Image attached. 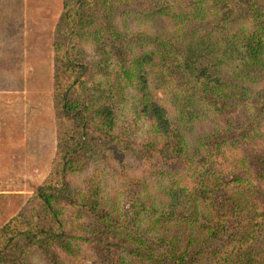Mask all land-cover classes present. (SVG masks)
Returning <instances> with one entry per match:
<instances>
[{
	"label": "trees",
	"instance_id": "trees-1",
	"mask_svg": "<svg viewBox=\"0 0 264 264\" xmlns=\"http://www.w3.org/2000/svg\"><path fill=\"white\" fill-rule=\"evenodd\" d=\"M59 4V141L0 264H264V0Z\"/></svg>",
	"mask_w": 264,
	"mask_h": 264
},
{
	"label": "rangeland",
	"instance_id": "rangeland-1",
	"mask_svg": "<svg viewBox=\"0 0 264 264\" xmlns=\"http://www.w3.org/2000/svg\"><path fill=\"white\" fill-rule=\"evenodd\" d=\"M59 9V0H0V128L8 142L0 145V228L34 193L56 153L51 30ZM121 123L134 133L131 118L123 116ZM237 172L240 184L249 187L242 198L257 200L264 194L263 181L255 176L242 181L247 174ZM37 259L44 264L42 255Z\"/></svg>",
	"mask_w": 264,
	"mask_h": 264
},
{
	"label": "crops",
	"instance_id": "crops-1",
	"mask_svg": "<svg viewBox=\"0 0 264 264\" xmlns=\"http://www.w3.org/2000/svg\"><path fill=\"white\" fill-rule=\"evenodd\" d=\"M1 125V124H0ZM2 133V134H1ZM4 133H6V131H2L0 128V145H4V144H8V142L6 141V137H4ZM7 134V133H6ZM18 134V131H17ZM19 135V134H18ZM15 136V135H14ZM19 137L15 136V141H18Z\"/></svg>",
	"mask_w": 264,
	"mask_h": 264
}]
</instances>
